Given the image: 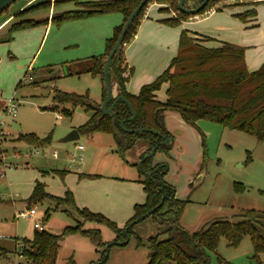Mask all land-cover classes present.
Returning <instances> with one entry per match:
<instances>
[{
	"label": "rangeland",
	"instance_id": "obj_1",
	"mask_svg": "<svg viewBox=\"0 0 264 264\" xmlns=\"http://www.w3.org/2000/svg\"><path fill=\"white\" fill-rule=\"evenodd\" d=\"M43 1L48 0L38 2ZM248 1L220 0L209 10L219 7L220 10L238 11L236 2ZM232 4L234 6H228ZM162 5L169 13L177 15L168 5ZM23 6L26 0H15L0 15V24L4 22L0 27V133L4 134L0 136V173H3L0 176V264H27L17 255L18 244L24 237L31 236L32 221L30 217L16 215L27 207L39 212L54 207L48 201L27 206L37 182L55 197L62 198L66 190L71 191L76 206L100 213L121 228L133 214L134 205L145 201L135 166L145 148L143 141L138 140L125 151L112 134L102 132L63 141L87 121L89 113L77 107L71 115L64 114L62 110L69 105L56 103L53 92L79 95L87 92L91 100L98 102L103 82L99 77L82 72L83 63L78 66V73L72 64L103 54L104 45L98 50L94 49L95 45L90 46L93 35L84 33L86 19H83L86 23L80 19L19 29L8 39V29L14 22L42 20L48 16L47 11H43L15 17ZM72 9H75L73 2H61L52 8L50 16ZM257 11V28L264 30V2L258 4ZM10 100L17 103L15 117L3 111ZM194 129L199 135L195 141L189 136L181 140L182 144L173 143L170 158L163 153L153 157L154 163L166 161V181L174 186L176 197L187 200L179 225L195 232L217 220L237 222L243 211L253 209L262 216L258 230L264 237V143L257 142L252 135L208 120H199ZM30 133L40 138L50 134L51 140L39 148L16 141L19 135ZM78 145L83 146L80 152L75 150ZM203 152L205 163L199 172ZM79 153L81 160L76 157ZM74 222L58 209L51 211L45 223L48 232L59 234L64 226ZM85 228L99 229L102 240L112 243L114 234L107 227L89 223ZM133 230L141 237L142 245L138 246L133 236L125 245H112L107 251V261L102 264L147 263L146 239L155 234L157 225L148 218L137 223ZM15 239H18L16 243ZM95 249L85 237H65L56 264H98L102 262L99 261L101 255ZM208 255L211 264H218V258L231 264H264V253L254 257L248 235L236 247L228 246L222 237L217 249Z\"/></svg>",
	"mask_w": 264,
	"mask_h": 264
},
{
	"label": "trees",
	"instance_id": "obj_2",
	"mask_svg": "<svg viewBox=\"0 0 264 264\" xmlns=\"http://www.w3.org/2000/svg\"><path fill=\"white\" fill-rule=\"evenodd\" d=\"M67 1L73 2L75 9L42 20L21 19L14 22L8 29V39H11L10 34L13 31L19 29L45 25L49 22L61 24L97 15L119 13L122 15V22L113 28L112 36L106 39L103 54L83 61L85 67L82 72L99 77L103 82L102 72L105 58L114 46L126 19L141 0H48L25 7L15 17L23 18L27 14L49 11L55 5ZM152 1L168 5L177 14L160 20L166 26L177 27L183 21L193 17L179 12L178 0H149L129 27L123 40L122 49L133 39L145 16V10ZM191 1L185 0L184 6L194 8L201 2V0ZM219 1L209 0L205 8L197 15L207 12ZM261 2L264 1L244 3L251 8L235 16L244 23L251 18L255 21L256 6ZM8 7L0 15L6 12ZM160 12H168V9H160ZM251 27H256V25L253 24ZM244 51V47L227 42L221 43L216 48H208L189 35L187 31H182L177 54L172 58L167 69L153 82L143 85L139 92L133 95L126 89L132 69H127L124 65L121 50L119 56L112 59L111 69L115 76L118 95L129 101L136 116L133 120H128L131 117V112L125 103L119 101L114 107L116 126L119 127L120 122L124 121V128L128 130L145 128L173 140L172 135L164 127V113L173 111L193 128H196V123L199 120H208L229 130L252 135L257 142L264 143V62L257 70L248 71L244 61ZM165 83L168 85L167 98L161 102L155 99V92ZM104 97L105 89L102 86L101 99L103 100ZM53 100L59 105H69L68 109L62 110L64 114L71 115L77 107L90 114L87 121L76 129L79 135L95 132L112 134L118 146L124 151L138 140L143 141L145 149L139 159H142L162 141L159 135L149 131L141 133L121 131L119 139L113 133L111 117L103 116L98 120L101 115L98 104L90 99L87 92L79 95L54 90ZM112 101L113 99L110 103ZM50 140V134L43 138L32 133L21 134L16 138V141L24 142L35 148L48 144ZM202 146L204 148L203 141ZM171 148L172 145H158L156 153H163L167 158H170ZM204 163L205 152L201 158V169L204 167ZM135 166L140 175L137 181L143 186L145 201L142 204L134 205L133 215L122 228L100 213L92 212L87 208H78L71 191L66 190L62 198L55 197L46 193L43 184L37 182L27 200L28 206L43 201L52 202L54 207L46 209L43 220L49 219L52 210L59 209L72 217L75 220V225L64 227L59 234L50 233L47 230H35L31 239H22L24 244L22 256L27 264H56L61 242L65 237L71 235L87 238L96 250L100 251V261L105 263L108 255L104 249L106 243L102 240L100 230L85 228V225L94 223L110 229L114 234L113 245H119L117 243L123 242L126 236L129 238L133 236L139 246L142 245V242L133 228L137 223L148 218L158 225V229L146 240L148 247L146 264H167L169 262L173 264H211L208 252L217 249L222 237L226 239L228 246L236 247L242 238L248 235L253 246L254 257L264 253V237L258 230V225L262 222L259 211L245 210L240 214V220L237 222L217 220L210 222L199 231L189 232L179 225L187 200L176 198L175 188L165 181L168 173L166 163H154L153 157H151L144 159L140 165L135 164ZM242 187L240 185V188ZM218 264L231 263L218 258Z\"/></svg>",
	"mask_w": 264,
	"mask_h": 264
},
{
	"label": "crops",
	"instance_id": "obj_3",
	"mask_svg": "<svg viewBox=\"0 0 264 264\" xmlns=\"http://www.w3.org/2000/svg\"><path fill=\"white\" fill-rule=\"evenodd\" d=\"M38 1L39 0H26V6H23L22 9L29 5L37 3ZM254 1L264 0L236 2L235 6L238 7V11H231L228 9L226 10V8L217 10L219 8L217 7L216 9H214V11L211 10L205 12L206 15L202 18H200V16L197 19L190 17L187 21H183L177 27H169L160 22L161 19L173 17V12H160V9L165 6H163L162 4H158L155 1L153 3H150L146 9L144 18L141 20L136 30L133 39L129 43L125 44L122 49L124 65L127 67V69H132V75L126 83L127 91L130 94L136 95L143 85L153 82L164 70L167 69L170 61L177 54L179 37L182 31H187L189 35L199 40L204 46L208 48L219 47L223 42L232 43L244 47V61L247 70L250 72L257 70L264 62V30L262 28H257L259 26V24L257 23L258 5L256 6L257 14L255 21H253V19L251 18L244 23L235 16L236 14L242 13L245 10L251 8L248 5H244V3L247 4ZM228 6L231 7L234 6V4ZM51 11L52 9L47 11L48 18H51ZM81 21H83L84 23L87 22L85 27H83L85 28L84 33L89 35L91 32V34L93 35L91 38L92 44H90V46L95 45L96 48L94 47V49L98 50L99 47L104 45L106 39L112 36L113 28L121 24L122 15L119 13L97 15L86 18V22L83 19ZM254 22L257 24L256 27H251ZM3 24H0V27ZM90 26H94V29H90ZM0 42H2V40H0ZM82 63L83 61L72 64L75 72H78L80 70L78 69V66ZM167 88L168 85L166 83L162 84L160 89L155 92V99L164 102L167 98ZM117 95V85L114 81H112V96L115 97ZM92 101L95 104H98V107L102 103L101 97L99 98L98 102H96L95 100ZM164 127L166 131L172 135L173 143L179 144L181 142L182 144L181 140H185L189 136H192L194 141L195 137H199L196 129L186 124L179 116V114L173 111H166L164 113ZM196 156L198 161V158L200 157H198V154ZM162 162L166 161H158L155 163ZM25 166H28V163H26ZM30 219L32 221V234L31 236L24 237L23 239L32 238V235L36 230L35 224L37 222L42 223L44 226V230H47L48 224L43 220L44 212L33 210V216L30 217ZM73 225H75V222ZM17 240L18 239H15V243ZM95 251L98 252V250L96 249Z\"/></svg>",
	"mask_w": 264,
	"mask_h": 264
},
{
	"label": "water",
	"instance_id": "obj_4",
	"mask_svg": "<svg viewBox=\"0 0 264 264\" xmlns=\"http://www.w3.org/2000/svg\"><path fill=\"white\" fill-rule=\"evenodd\" d=\"M14 1L15 0H0V13L4 9H6ZM148 1L149 0H141L139 2V4L133 9V11L131 12V14L128 16V18L126 19L125 23L123 24V27H122V29H121L118 37H117V40H116L114 46L112 47V49L110 50L109 54L105 58V62H104V66H103V72H102L103 87L105 89V97L102 100V103L100 104V106L98 107V109H99V111L101 113V115L99 116L98 120L101 119L103 116L111 117V125H112L113 133L119 139L121 138V131L130 132V133H141V132L149 131L151 133H155V134L160 136L162 141L159 144L155 145L148 154L143 156V158L139 162V165L142 163V161L144 159L151 158V157L155 156L156 149H157L158 145H162V146L172 145L173 144V140H171L169 138H166L165 136H162L161 134H159V133H157V132H155L153 130H147L145 128L136 129V130H128V129L124 128V121L120 122L119 127L116 126V124H115L114 107L119 101H122L123 103H125L126 106L128 107V109L131 112V117L128 120H130V121L133 120L135 118V116H136V113L134 112L132 106L130 105L129 101L126 98H124L121 95H117L115 97L112 96V81L115 82V76H114V73H113V71L111 69V62H112V59L114 57L119 56V54H120V52L122 50L124 37H125L128 29H129V27L131 26V24L133 23L134 19L136 18V16L140 12V10L143 8V6L148 3ZM184 2H185V0H178L177 7H178L179 12H182V13H184L186 15L195 16V15H197L199 12H201L205 8V6L209 2V0H201V2L194 8H186L184 6ZM112 99H113V101L110 103V101ZM79 136L80 135H79L78 131L76 129H74L66 137L63 138V141L64 142L75 141V140H77L79 138ZM166 170H168V165L167 164H166ZM201 170L202 169H201V162H200V164H199V172H201ZM165 181H166V177H165ZM175 196H176V191H175ZM160 204H161V202H160ZM158 206H156V207H158ZM87 224H89V223H87ZM128 241H129V237L126 236V239L123 242L117 243V244L125 245V244L128 243ZM112 245H113V242L109 243V244L106 243L104 249L106 251H108L109 247H111ZM102 263L103 262H99L98 264H102Z\"/></svg>",
	"mask_w": 264,
	"mask_h": 264
},
{
	"label": "built area",
	"instance_id": "obj_5",
	"mask_svg": "<svg viewBox=\"0 0 264 264\" xmlns=\"http://www.w3.org/2000/svg\"><path fill=\"white\" fill-rule=\"evenodd\" d=\"M208 11H210V10H208ZM198 17H199V15H195V16H193V17H191V18H195V19H197ZM29 78H30V77H29ZM3 111H6V112H7L9 115H11L12 117H15V116H16V112H17V103H16L14 100H10V101L6 104V106H5V108L3 109ZM0 118H2L1 115H0ZM2 135H4V134H1V133H0V136H2ZM75 150H76L77 152H80L81 150H83V146H82V145H78V146L75 147ZM54 156H55V153H54ZM77 156H78L79 160L82 159L80 153H79L78 155H76V157H77ZM3 160H4V159H3ZM0 163H1V162H0ZM2 163H3L4 165H6L4 162H2ZM2 175H3V173H0V176H2ZM16 216H17V217H32V216H33V210H31V209H29V208L27 207L26 210L19 212ZM35 229L38 230V231H42V230H44V226H43L42 223L37 222V223L35 224ZM18 246H19V251H18L17 255H18L19 257H23V256H22V249L24 248V244H23V242H22L21 244H18Z\"/></svg>",
	"mask_w": 264,
	"mask_h": 264
}]
</instances>
